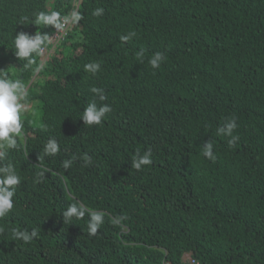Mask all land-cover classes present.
Listing matches in <instances>:
<instances>
[{
  "label": "trees",
  "instance_id": "obj_1",
  "mask_svg": "<svg viewBox=\"0 0 264 264\" xmlns=\"http://www.w3.org/2000/svg\"><path fill=\"white\" fill-rule=\"evenodd\" d=\"M40 13L67 35L25 69L12 41L47 36ZM156 52L166 59L153 69ZM0 70L27 90L17 146H0L21 180L0 218V264H264V0H0ZM93 100L112 111L85 126ZM231 118L229 146L216 131ZM149 148L152 163L133 168ZM73 205L82 215L64 222ZM93 213L103 223L90 235ZM12 229L37 237L13 241Z\"/></svg>",
  "mask_w": 264,
  "mask_h": 264
},
{
  "label": "clouds",
  "instance_id": "obj_2",
  "mask_svg": "<svg viewBox=\"0 0 264 264\" xmlns=\"http://www.w3.org/2000/svg\"><path fill=\"white\" fill-rule=\"evenodd\" d=\"M104 10L98 8L93 10L94 16H102ZM82 19V16L78 12L71 14V22L78 23ZM35 23H43L45 25H52L53 29L50 33L34 34L30 35L23 31L19 32L13 38L14 55L19 59L26 61L23 65L25 69L31 67L34 63V54H41V59L44 62L46 58L52 53V50L65 39L67 35V28H65V22L58 17V14H45L40 13L35 20ZM136 33L129 32L127 35L120 37L122 42H128ZM145 50L141 48L136 53V58L141 63L144 59ZM165 56L162 52H156L151 55L148 63L153 69H157L165 60ZM43 68V64L37 66L34 70L39 72ZM101 65L99 63L90 62L84 65V70L95 75L100 71ZM90 91L95 94L100 101H104L106 96L104 90L97 87H92ZM26 86L20 79H12L5 70H0V146L14 149L17 146V138L22 135L23 123L21 121V113L25 110V104L22 103L26 100ZM112 108L108 104L97 105L93 100L84 108L81 120L85 126L100 125L105 119L106 114L110 113ZM237 128L235 118L227 120L222 126L217 128L216 134L218 136L223 135L230 137L228 143L232 146L238 139V136L233 135L234 130ZM57 151V147L54 141H49L44 147V155H53ZM151 149L149 148L143 155L137 153L136 158L132 161V167L136 170H141L143 166L152 163ZM203 156L206 159L215 160L216 156L213 151V143L211 140L203 144ZM86 162L90 158L85 157ZM71 161H64V168L70 167ZM41 177L44 173L40 174ZM21 183L20 177L17 174L14 165L11 163L0 165V218L8 215L14 207L13 197L16 194L17 186ZM82 213L78 211L75 205L70 206L67 211L64 212V222L71 220L73 216H81ZM119 223V219L114 221ZM103 223V216L100 213H93L90 216L87 228L90 235H95ZM3 229H0L2 232ZM12 240H21L25 244L32 242L37 237L36 230L29 232L28 230L21 231L20 229L11 230Z\"/></svg>",
  "mask_w": 264,
  "mask_h": 264
},
{
  "label": "built area",
  "instance_id": "obj_3",
  "mask_svg": "<svg viewBox=\"0 0 264 264\" xmlns=\"http://www.w3.org/2000/svg\"><path fill=\"white\" fill-rule=\"evenodd\" d=\"M163 264H170L169 262H164ZM189 264H198L197 262L194 261V259H191Z\"/></svg>",
  "mask_w": 264,
  "mask_h": 264
}]
</instances>
